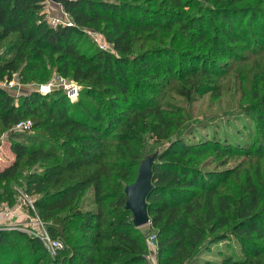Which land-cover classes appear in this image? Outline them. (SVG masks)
Masks as SVG:
<instances>
[{
  "label": "trees",
  "instance_id": "16d2710c",
  "mask_svg": "<svg viewBox=\"0 0 264 264\" xmlns=\"http://www.w3.org/2000/svg\"><path fill=\"white\" fill-rule=\"evenodd\" d=\"M45 1L0 0V83L15 73L20 83H41L49 65L82 88L72 105L62 89L14 97L0 84V127L30 119L33 132L10 135L15 157L0 167V209L21 194L32 198L29 214L62 247L51 257L38 237L0 227V264H146V233L124 208L144 134L167 142L152 164L146 199L156 263L264 264V164L257 159L240 181L236 168L203 171L195 165L203 155H230L238 145L174 137L180 112L140 103L158 79L173 78L171 91L189 103L218 96L232 50L250 47L254 30L264 35V24L254 29L257 9L247 0H57L74 25L51 26ZM87 30L112 50L100 49ZM245 110L262 120L263 99ZM37 165L21 177L23 167ZM228 182L237 190L222 189ZM231 240L242 257L218 251L219 262L203 259Z\"/></svg>",
  "mask_w": 264,
  "mask_h": 264
},
{
  "label": "rangeland",
  "instance_id": "374dc122",
  "mask_svg": "<svg viewBox=\"0 0 264 264\" xmlns=\"http://www.w3.org/2000/svg\"><path fill=\"white\" fill-rule=\"evenodd\" d=\"M258 3L262 4L257 6ZM246 4L255 7L259 12V15L254 19L256 26L254 29L259 28L264 24V0H247ZM61 9L62 7L58 3L51 2L50 0H46L43 7V11L47 14V17L59 14ZM249 20L252 21L251 18H245L243 23ZM254 31L250 33V39H252L250 47L236 48V50H232L233 55H230V57L232 56L231 58L227 57V60L223 59L228 64L226 65L228 71L226 76L218 82L221 86L218 96L213 97L209 92L203 93L196 96L195 100L189 103L171 91L172 78L167 83L158 79L160 82H156L158 84H155L154 91H147L144 96L145 100L140 101V103H146L152 100L160 103L164 109L180 112V114L175 113L173 115L175 120L173 126L174 137L182 136L189 143H200L210 140V142L217 141L220 144L238 145V149L242 152H233L226 156H215L214 153L208 152L195 164L197 168L203 171L239 169V172H241L237 176V181H240L245 169L251 171L254 169V166L258 163L256 162L255 164L257 159L260 160V163L264 164V117L262 120H259L256 118L254 110H251L249 113L245 110L247 107H255L257 101L260 102L262 99L264 101V35L260 34L258 30ZM94 32L92 36L90 34L88 36L98 46L100 42H104L105 40L100 33ZM205 51L200 53L203 54ZM47 69V79L41 83L37 80L32 83H20V76L18 73H15L11 85L5 82L0 84L11 91L14 97H17L23 93L27 94L33 91L37 85L42 83H53V89L57 90L63 84L73 82L70 78L61 77L53 66L48 65ZM80 88H82V85ZM254 93L260 95L259 99L253 98ZM76 100L69 101L72 105H76ZM15 104H17V99H15ZM117 129L118 126L115 130L117 131ZM13 131L0 127V167H4L14 160L15 156L10 148V135L14 133ZM28 132L33 134L31 129ZM142 140L143 142L140 145L143 153L142 159L152 155L156 158L157 154L167 145V142L158 144L154 138L150 137V134L142 135ZM108 159L112 160L113 157ZM36 168L40 169V166L23 167L21 177L23 178L28 170H35ZM233 182L234 184L237 183L235 178H233ZM234 184L228 182L221 187L226 191L232 192L233 190H237V187L234 188ZM14 187L18 188L19 185L15 183ZM17 199L22 204L23 211L27 212V208L23 205L20 195ZM8 208L7 206H2L0 209L1 213L7 212L5 210ZM35 217L32 215L33 221L30 223L29 218L22 215V220L28 219L26 222L19 223L14 220H7L2 222L0 227L5 229L21 228L19 230L33 236L37 229V225L34 223ZM42 222L46 228L45 222ZM140 228L146 233V236L153 233L149 224L143 225ZM210 251L209 253H212V255H205L203 259L219 262L222 256L220 253L216 254L218 251L222 252V255H230L234 259L242 257L237 243L232 240L215 244L213 250ZM146 264H157L156 247L147 248ZM201 264L207 263L201 260Z\"/></svg>",
  "mask_w": 264,
  "mask_h": 264
},
{
  "label": "built area",
  "instance_id": "2783aa9c",
  "mask_svg": "<svg viewBox=\"0 0 264 264\" xmlns=\"http://www.w3.org/2000/svg\"><path fill=\"white\" fill-rule=\"evenodd\" d=\"M47 20L51 26H57V25L73 26L74 25L71 18L68 16L66 12H64L63 9H61L59 14L51 15L47 17ZM93 32L92 30H87V33L90 34L91 36ZM98 46L100 49H103V50H109V51L112 50V47L105 41L100 42ZM5 83L11 85L13 83V79ZM77 84L78 83L73 81L72 83L63 84L60 87V89H62L63 92L65 93L66 97L71 101L76 100L78 97L80 85H77ZM53 85H54L53 83H42L40 85H37L36 89L38 92L42 94H47L53 90ZM31 128H32L31 120L25 119V120H21L18 123H16L13 130L15 131L16 130H30ZM21 200H22L23 205H25V207L27 208V211L29 209L33 211L35 210L32 198H29L28 196L21 194ZM0 215H1V211H0ZM34 216H36L34 219V223L37 225L36 226L37 229L33 236H36L40 239V241L42 242V244L44 245V247L46 248V250L48 251L51 257H55L58 249L62 247L61 242L58 239L51 237L49 233L47 232L42 220H40V218H38L37 215H34ZM13 229H21V228H13ZM146 243H147L148 248L156 247L155 233H151L146 237Z\"/></svg>",
  "mask_w": 264,
  "mask_h": 264
},
{
  "label": "water",
  "instance_id": "95a60500",
  "mask_svg": "<svg viewBox=\"0 0 264 264\" xmlns=\"http://www.w3.org/2000/svg\"><path fill=\"white\" fill-rule=\"evenodd\" d=\"M57 3V0H50ZM155 156H148L141 160L135 180L124 187L126 200L124 208L132 213V220L136 227L147 225L150 219L147 212V195L151 189L152 164Z\"/></svg>",
  "mask_w": 264,
  "mask_h": 264
},
{
  "label": "crops",
  "instance_id": "0c3cea01",
  "mask_svg": "<svg viewBox=\"0 0 264 264\" xmlns=\"http://www.w3.org/2000/svg\"><path fill=\"white\" fill-rule=\"evenodd\" d=\"M5 211L7 212L1 213L0 215V224L7 220H14L15 222H19V223L26 222L28 219L22 220V215H24L25 217L27 216L29 218L30 223L33 221L32 215H30L28 211L27 212L23 211V206L22 204H20V202L15 204L13 207H9Z\"/></svg>",
  "mask_w": 264,
  "mask_h": 264
}]
</instances>
